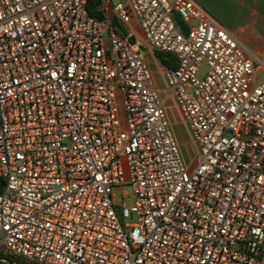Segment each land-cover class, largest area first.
I'll use <instances>...</instances> for the list:
<instances>
[{"label":"built area","instance_id":"2783aa9c","mask_svg":"<svg viewBox=\"0 0 264 264\" xmlns=\"http://www.w3.org/2000/svg\"><path fill=\"white\" fill-rule=\"evenodd\" d=\"M86 1L0 0V264H264L253 55L193 0H121L115 23ZM131 21L177 59L163 96ZM124 185L132 206L113 201Z\"/></svg>","mask_w":264,"mask_h":264},{"label":"crops","instance_id":"0c3cea01","mask_svg":"<svg viewBox=\"0 0 264 264\" xmlns=\"http://www.w3.org/2000/svg\"><path fill=\"white\" fill-rule=\"evenodd\" d=\"M118 1L99 0L96 6V11L100 16L98 19H110L112 23H115V20L112 19L110 9L112 5ZM193 1L198 4L210 17H212L223 29L235 36V38L249 50L254 58H259V56L264 58V0ZM119 28H123L125 30V37L141 39L143 48L149 53L148 55L143 56V58L148 62L149 65L150 61H153V63L156 65V71H153L151 66L150 68L155 78L156 88L162 93L163 96L165 87L162 77H160L163 66H161L155 60L153 57V52L146 48L139 26L134 21H131L127 25H119ZM139 34L142 35V38L139 36ZM136 43L138 44V42ZM260 74L261 70L256 69L257 80H263V77ZM160 78L161 85L159 86L157 85L156 80H159ZM169 102L172 103V101L168 99L165 104H168ZM172 131L178 143L181 144L180 135L177 134L175 130ZM181 153L183 155L182 151Z\"/></svg>","mask_w":264,"mask_h":264},{"label":"rangeland","instance_id":"374dc122","mask_svg":"<svg viewBox=\"0 0 264 264\" xmlns=\"http://www.w3.org/2000/svg\"><path fill=\"white\" fill-rule=\"evenodd\" d=\"M113 1H118V0H113ZM175 23L179 28L184 30L183 23L181 22L180 19L176 18ZM139 36L142 38L141 34H139ZM135 40L136 42H138L139 45L135 42L133 46L141 53L142 56L148 55L149 53L147 52V50L143 48V43L141 42V39L136 38ZM255 59H256L255 60L256 69L261 70L260 75H262L264 79V58L259 56V58H255ZM150 66L153 71H156V65L153 63V61H150ZM205 71H206V68L202 67L200 76H202ZM156 81H157V85L160 86L161 78ZM165 107L169 115V121H170V124L172 125V130H175V132L179 134L181 137L180 146H181V151L183 152L184 159L186 160V162H190V160L193 159V157L196 154L195 146L193 145L190 139V136L187 133L185 125L182 123L174 105L171 102H169L168 104H165ZM112 193L114 195L113 197L114 203L121 202L124 205L132 206L133 204L132 192H131V189L127 185L122 186L118 191L113 190ZM132 221H133V216L125 220L126 223H131Z\"/></svg>","mask_w":264,"mask_h":264},{"label":"trees","instance_id":"16d2710c","mask_svg":"<svg viewBox=\"0 0 264 264\" xmlns=\"http://www.w3.org/2000/svg\"><path fill=\"white\" fill-rule=\"evenodd\" d=\"M98 2L99 0H87L86 10L88 14L92 17H96V18L100 17L98 12L96 11V6ZM119 29H120V34L123 37H125V30L123 28H119ZM135 41L136 40L134 37L128 38V42L132 46L135 44ZM153 57L163 67L170 68V69L177 67V59L175 58V56L171 54L163 53V52H153ZM4 185H5L4 181L0 179V193L3 191Z\"/></svg>","mask_w":264,"mask_h":264}]
</instances>
